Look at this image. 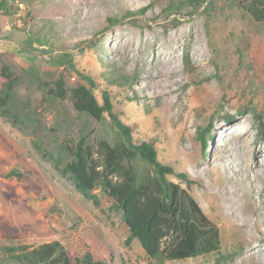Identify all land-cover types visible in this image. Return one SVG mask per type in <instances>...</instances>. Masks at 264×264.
<instances>
[{
  "label": "rangeland",
  "instance_id": "374dc122",
  "mask_svg": "<svg viewBox=\"0 0 264 264\" xmlns=\"http://www.w3.org/2000/svg\"><path fill=\"white\" fill-rule=\"evenodd\" d=\"M7 2L0 60L19 78L16 100L27 120L16 126L0 117V264H15L5 247L37 246L84 229L108 247L113 264L150 263L137 240L126 244L129 231L112 199L96 190L95 205L61 173L69 162L66 140L87 135L94 144L117 133L107 116L97 123L76 114L68 98H44L41 69L62 54L94 80L100 104L108 92L136 141L152 143L160 161L186 174L169 179L194 199L204 224L218 229L221 254H234L161 264H264V141L253 113L264 123V22L229 0H206L198 9L185 0ZM139 9L142 15L126 17ZM44 33L53 45L42 41ZM110 68L134 78L131 89L107 86L99 74ZM208 122L205 149L198 129ZM34 143L51 157L42 158ZM227 197L246 227L222 218Z\"/></svg>",
  "mask_w": 264,
  "mask_h": 264
},
{
  "label": "trees",
  "instance_id": "16d2710c",
  "mask_svg": "<svg viewBox=\"0 0 264 264\" xmlns=\"http://www.w3.org/2000/svg\"><path fill=\"white\" fill-rule=\"evenodd\" d=\"M185 1L195 9L206 2ZM229 2L237 4L255 22H264V0ZM8 7L7 0H0V16ZM144 11L139 9L125 15L138 16ZM42 38L48 46L53 45L48 34L44 33ZM99 76L110 87L131 89L134 82V78L117 68H110ZM18 85L19 78L0 60V117L16 126L27 120L16 100ZM39 86L48 101L68 98L76 114L97 123L105 121L107 116L116 129L113 141L100 139L90 144L87 135L76 141L66 140L62 149L69 162L61 173L68 175L76 191L95 205H98L96 190L112 199V208L122 212L129 231L126 244L137 240L150 259L149 264L186 260L210 253L222 260L233 257L234 254H221L218 229L204 224L194 199L169 179L172 175L186 179V174L178 172L172 164L160 161L152 143L133 138L131 126L118 117L108 92L102 93L103 103L100 104L93 90L94 80L75 70L70 55L62 54L54 63L43 67ZM253 113L260 120L257 131L264 141V123L255 109ZM211 125L208 122L198 129V139L205 149ZM34 148L42 158L51 157L37 143H34ZM3 251L15 264H113L112 253L91 229L73 232L37 246L5 247Z\"/></svg>",
  "mask_w": 264,
  "mask_h": 264
},
{
  "label": "bare ground",
  "instance_id": "6f19581e",
  "mask_svg": "<svg viewBox=\"0 0 264 264\" xmlns=\"http://www.w3.org/2000/svg\"><path fill=\"white\" fill-rule=\"evenodd\" d=\"M218 183H224V180H220L219 178L216 180ZM216 182V183H217ZM217 183V184H218ZM264 189V188H263ZM225 195H228V192H225L224 193ZM230 194V193H229ZM220 198V197H219ZM226 202H227V205H220L219 206V210L221 211V214H222V218L225 220V221H227V222H231V221H235L236 223L235 224H237L239 227H246V225H247V221H245L244 222V220H241V218H240V216H238V214L237 213H239V212H236L237 210V205H236V207H235V202L233 201V199H230L229 197H227V200H226ZM246 206V205H245ZM244 205H243V207L244 208H248V209H250L248 206H246L245 207ZM236 208V209H235ZM247 209V210H248ZM239 210V209H238ZM251 212H252V209H251ZM244 213V212H243ZM239 214H241V213H239ZM242 215V214H241ZM245 216V215H244ZM221 218V219H222ZM257 221V220H256ZM224 223V222H223ZM251 223V222H250ZM254 225V224H253ZM254 227H255V229L256 230H259L258 228H257V225L255 226L254 225ZM250 230V229H249ZM248 232H250V231H248ZM252 233V232H251ZM253 237V236H252Z\"/></svg>",
  "mask_w": 264,
  "mask_h": 264
}]
</instances>
